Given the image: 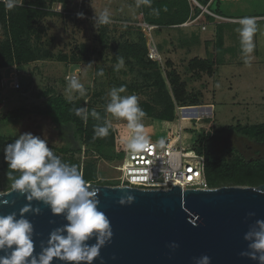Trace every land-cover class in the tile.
Returning a JSON list of instances; mask_svg holds the SVG:
<instances>
[{"label":"rangeland","instance_id":"rangeland-1","mask_svg":"<svg viewBox=\"0 0 264 264\" xmlns=\"http://www.w3.org/2000/svg\"><path fill=\"white\" fill-rule=\"evenodd\" d=\"M190 1L204 13L205 7L195 0V2ZM51 2L48 9L51 8ZM60 4L65 5L67 10L64 11L62 6L61 12H57L61 13L60 16L46 17L41 22L45 29L40 47L44 57L25 69L27 76L20 75V83L23 85L20 90L10 88L8 77L12 69L0 68V117L21 107L28 110L44 106L46 98L51 95H60L69 100H83L85 105L96 104L102 98L109 100L110 89L121 85L136 86L134 91L126 87V92L121 95L135 94L139 105L149 103V95L153 87L149 85L148 80L141 77V67L134 63L128 68L124 64L123 68L116 71L115 65L118 60L114 61L117 58L115 50H119L118 44L136 40L138 33L144 30H140L139 25L137 26L141 21L139 1L63 0ZM220 7L224 15L257 16L264 13V0H229L220 2ZM104 9L109 11L111 22L95 28L94 15ZM78 13H83V18H79ZM200 14L179 27L161 29L153 36L147 31V37L155 40L160 52L159 60H155L158 61L159 68L155 67L154 70L157 68L162 73L170 70L178 73L181 81L185 82L186 90L200 95L203 105L198 107L210 106L207 109L208 114L203 119H198L196 116L188 117L184 122L181 121L183 111L180 109L183 107L175 106L173 121L143 117L140 121L143 133L148 139L156 142L164 141L168 136L181 134L179 144L186 148L191 147L194 142L198 145L197 137L202 136L200 144L205 146L209 154L214 157L221 156L230 160L234 155L239 154L247 161L264 159V142L251 141L233 129L238 123L243 125L264 123V19H257L253 51L243 54L240 37L236 31L240 26L236 23H239L240 19L221 18L220 22L225 23L203 24L197 22ZM133 23L137 24L133 25ZM219 26L222 29H219ZM101 28L106 30V47L98 39ZM192 34L199 37L198 45L192 48L182 46L180 39L184 40ZM218 34L222 35L221 44L218 42ZM3 39L4 34L0 27V41ZM81 45H86L91 52L88 60L80 59L73 65L56 58L60 53L69 57L76 53L81 57L78 51ZM218 45L221 48L216 50ZM194 56H205L215 62L216 69L212 77H208L206 73H200L196 77L188 70V62ZM89 62L93 63L91 67L87 66ZM109 68H112L114 73L106 72ZM101 69L103 76L97 74ZM66 75H76L87 90L86 94L81 95L76 90H70L65 79ZM43 93L45 96L40 97ZM96 93L99 95L95 97ZM107 120L115 130L116 139L120 140L116 142L115 148L121 149L122 140L129 134L127 121L109 113ZM220 129H222L221 133H214ZM8 130L16 135L31 132L47 139L50 146L61 147L64 142L60 133L44 118L29 117L20 125L9 127ZM2 132L1 127L0 133ZM6 144L8 143L0 142V193L11 190L10 181L6 177L7 164L3 158V147ZM54 153L63 162L79 165L80 171L87 162H93L97 170V180L113 181L119 176V172L113 169L114 161L103 159L92 151L82 148L80 152L60 154L54 151Z\"/></svg>","mask_w":264,"mask_h":264},{"label":"trees","instance_id":"trees-1","mask_svg":"<svg viewBox=\"0 0 264 264\" xmlns=\"http://www.w3.org/2000/svg\"><path fill=\"white\" fill-rule=\"evenodd\" d=\"M51 1L63 2V0H24L22 7L17 6L9 10L5 7V3L0 1V27L4 34V39L0 41V68L17 65L19 69H23L26 65L44 57L40 47L45 29L41 25V22L46 17L60 16L61 14L48 9ZM195 1L202 7H206L210 13L222 17L219 8L220 0ZM63 6L64 11H66L67 8H65V5ZM139 9L141 14L140 22L155 27L150 32L152 36L161 29L179 27L197 17L200 13L197 22L203 24L222 23L219 18L208 13H202L200 8L190 0H140ZM136 24L133 23V25ZM138 27L140 30H143L142 27ZM218 28L222 29L220 26ZM105 32V28H101L98 36L104 47L107 46ZM144 32L143 30V32L138 33L136 40L124 41L118 44L117 48L119 50H115L117 58L113 60L117 62L119 57H123L124 64L128 68H131L136 63L142 69V71L140 70L141 77L144 80H148L149 85L153 87L149 95V103L139 105L145 111V117L170 122L175 119V106L203 105L199 94L186 90L185 82L181 81L178 73L173 70L165 73H162L157 68L154 70L155 67L159 68V64L158 61L148 57V38L146 32ZM221 34H218V42L220 44L222 41ZM153 41L155 40L153 39ZM198 42L199 37L196 34L185 37L184 40L180 39L181 45L188 46L189 48L198 45ZM156 48L159 54L157 45ZM220 48L221 46L218 45L216 50ZM78 51L81 57H78L76 53L71 57L60 53L56 58L61 62H70L73 65L80 59L88 60L91 52L86 45H81ZM168 65L171 66L170 63ZM187 67L196 77L200 73H206L208 77H212L216 69L215 62L205 56H194L188 62ZM106 72L114 73L112 68L106 69ZM126 87L130 91L136 89V86L129 85ZM147 87L150 88L148 85ZM97 95L99 93H96L94 96L96 97ZM42 96H45V94L40 95V97ZM108 102L109 100L102 98L96 104L85 105L83 100H69L60 95H51L46 98L44 106L28 110L21 107L1 116L0 129L2 127L3 132L0 133V142L11 143L17 137L14 132H9V127L20 125L29 117H39L48 120L60 133L64 141L61 147L48 145L53 152L68 154L80 152L83 148L98 154L103 159L109 161L115 160L117 156L114 148L116 142H120V140L116 139L114 128L110 125L109 134L104 137H98L94 133V126L103 124L104 120L107 119L108 113L105 111V107ZM80 107H87L89 112L95 109L99 113L101 120L97 121L89 115L85 123L73 111L75 108ZM233 129L251 141L257 143L264 142V123L253 125L238 123ZM221 132L222 129L216 130L214 133L219 134ZM201 137H197L196 143H199V150L204 156V176L209 188L223 186L256 187L264 184V159L259 158L247 161L239 154L234 155L230 160H226L221 156L214 157L209 154L205 146L200 144L203 139ZM77 168L80 171L79 165ZM80 173L87 183H96L103 186L114 185L111 181L97 180V170L93 162H87Z\"/></svg>","mask_w":264,"mask_h":264},{"label":"clouds","instance_id":"clouds-1","mask_svg":"<svg viewBox=\"0 0 264 264\" xmlns=\"http://www.w3.org/2000/svg\"><path fill=\"white\" fill-rule=\"evenodd\" d=\"M3 2L5 7L11 10L17 6L22 7L24 0ZM77 15L79 18L84 16L83 13ZM257 19L254 16H245L239 20L240 26L236 31L240 37L243 54H249L254 49L253 36L257 31ZM93 22L95 28L109 24V11L104 9L95 14ZM92 65L93 63L89 62L87 66ZM123 67L124 59L119 57L115 70L119 71ZM97 74L103 76V70ZM68 88L78 91L81 95L87 91L75 76L68 79ZM126 90L125 85L112 87L108 92L110 99L105 111L126 119L129 129L126 148L139 151L148 144V138L144 135L140 123L146 113L139 106L135 94L121 95ZM73 111L85 123L89 115L97 121L101 120L95 109L89 112L87 107H80ZM109 129L110 122L105 119L103 124L94 126V133L98 137H104L109 134ZM160 143L162 145L163 141ZM3 158L7 164L6 177L10 181V189L24 195L29 202H43L54 214H63L66 223L52 230L46 242L47 246L42 247L40 253L33 255V225L24 214L30 210L38 213L39 209H32L31 203H28L19 210V215L13 212L0 216V250H11L8 254L0 256V264H51L54 258L68 264H91L93 259L98 257L100 248L110 241L112 231L108 218L98 210L97 192L89 190L77 166L63 162L48 146L47 139L31 132L20 133L13 142L6 144L3 147ZM133 200L134 197L128 195L121 197L118 203L131 204ZM93 238L95 243H87ZM243 239L249 242L248 250L240 255L256 260L258 264H264V220H256ZM169 247L175 249L178 245L171 243ZM195 264H211V258L202 255L195 258Z\"/></svg>","mask_w":264,"mask_h":264},{"label":"water","instance_id":"water-1","mask_svg":"<svg viewBox=\"0 0 264 264\" xmlns=\"http://www.w3.org/2000/svg\"><path fill=\"white\" fill-rule=\"evenodd\" d=\"M87 184L90 191L97 192L98 210L106 215L112 231L110 241L91 264H195V258L202 255L209 256L211 264H258L240 253L248 250L249 242L243 237L249 227L264 220V184L184 190L178 186L140 190ZM128 195L134 197L131 204L118 203ZM28 203L39 209L24 214L33 225L36 255L47 246L49 233L66 221L43 202H29L12 190L0 193V216L19 215ZM87 243L93 244L95 239ZM171 243L178 247L170 248ZM10 251L0 250V256ZM51 264L68 262L54 258Z\"/></svg>","mask_w":264,"mask_h":264},{"label":"built area","instance_id":"built-area-1","mask_svg":"<svg viewBox=\"0 0 264 264\" xmlns=\"http://www.w3.org/2000/svg\"><path fill=\"white\" fill-rule=\"evenodd\" d=\"M0 1L3 2V0ZM60 8V2L52 1L49 10L61 12ZM205 12L221 19L208 10L206 11V7ZM138 25L145 30L147 36V31L151 32L155 28L145 23ZM148 57L152 60L160 58L152 38H148ZM10 69H12L8 77L10 88L20 90V71L17 65L10 66ZM74 76L76 77V75H66L65 79L68 82V79ZM184 108L188 107L180 108L181 111H184ZM128 136L122 140L121 149L114 148L117 158L112 160L115 163L113 169L119 172V176L111 181L114 183L113 186H126L140 190H169L174 186L183 190L210 189L204 176L205 160L199 150V144L194 142L189 148L182 147L179 144L181 134H178L172 137L168 136L162 145L160 142L148 139V144L144 149L132 151L126 148Z\"/></svg>","mask_w":264,"mask_h":264},{"label":"bare ground","instance_id":"bare-ground-1","mask_svg":"<svg viewBox=\"0 0 264 264\" xmlns=\"http://www.w3.org/2000/svg\"><path fill=\"white\" fill-rule=\"evenodd\" d=\"M208 108H210V106L188 107V109L181 113V121L185 122L188 120V117L191 118L194 116H196L198 119H203L208 114Z\"/></svg>","mask_w":264,"mask_h":264},{"label":"crops","instance_id":"crops-1","mask_svg":"<svg viewBox=\"0 0 264 264\" xmlns=\"http://www.w3.org/2000/svg\"><path fill=\"white\" fill-rule=\"evenodd\" d=\"M227 1H229V0H220V2H227ZM238 1H241V0H238ZM219 8H220V11L222 10L221 9V7L219 6ZM221 14H222V17L221 16H218V17H221V18H225V19H231V20H236V19H240V18H242V17H245V16H241V17H234V16H231V15H224L223 13H222V11H221ZM217 16V15H216ZM254 17H257L258 19H264V13H263V15H257V16H254ZM222 23H225V22H222ZM236 24H239V23H236ZM31 64H34V62L33 63H30V64H28V65H26L23 69H19V71H20V75L22 74L23 76H27V71L25 70V69H28L29 68V66L31 65ZM7 68V69H6ZM8 68H10V66L9 67H5V68H3V69H6V70H9ZM25 70V71H24ZM20 77V76H19ZM2 79H5V78H2ZM22 86V85H21ZM167 137H165L164 138V140L166 139ZM157 142H161V141H157Z\"/></svg>","mask_w":264,"mask_h":264}]
</instances>
